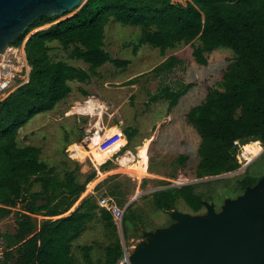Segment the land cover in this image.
Returning <instances> with one entry per match:
<instances>
[{"label":"trees","instance_id":"16d2710c","mask_svg":"<svg viewBox=\"0 0 264 264\" xmlns=\"http://www.w3.org/2000/svg\"><path fill=\"white\" fill-rule=\"evenodd\" d=\"M58 18L59 15L38 17L9 45L20 46L32 30L50 24L32 32L24 43L30 66L28 80L0 100V220L14 208L20 209L15 212L14 232L0 234L3 245L0 264H7L13 258L16 264H68L72 242L83 233L96 210L101 212L105 225L116 232L112 216L92 197L82 199L70 215L44 219L39 225L31 215L64 214L86 190L87 184L97 178V171L114 168L109 158L98 169L92 167L85 173L74 162L73 167L66 165L60 174L57 167L41 158L39 146L19 145L21 128L37 114L52 111L66 98L71 92L70 82H86L90 77L82 68L53 60L50 51L54 42L61 45L70 59L86 63L90 72L105 63L125 67L129 62L112 57L104 47L105 26L111 20L140 29L134 50L148 44L164 53L182 44H191L195 60L205 65L206 54L219 47L229 49L232 57L220 81L208 87L204 99L186 114V121L201 140L197 150L199 159L191 175L200 179L234 171L240 166L235 155L239 144L250 142L245 148L253 142L264 144V0H184V3L86 0L72 15L55 22ZM196 40L198 44H194ZM178 61L171 55L151 71L154 74L170 71ZM134 78L127 80L128 84H134ZM191 86L187 84L177 92L164 87L161 95L169 100L168 109L176 106ZM134 135V130L124 129L120 134L121 143L114 151L121 147L112 156L127 149ZM187 160L182 154L178 164L183 166ZM253 182L254 179L244 177L239 185L244 189ZM194 186L188 183L155 191L153 202L169 211L168 201L182 198L197 213L202 207V198ZM119 188L115 185L109 195L117 199L121 193ZM117 202L122 204L118 199ZM129 210L128 206L122 218L124 231L129 221L136 220ZM92 248L93 245L82 246L86 254ZM104 254V264H117L122 255L118 237L104 247ZM70 263L73 264L71 260Z\"/></svg>","mask_w":264,"mask_h":264},{"label":"rangeland","instance_id":"374dc122","mask_svg":"<svg viewBox=\"0 0 264 264\" xmlns=\"http://www.w3.org/2000/svg\"><path fill=\"white\" fill-rule=\"evenodd\" d=\"M179 1L184 3V0ZM74 11L61 16L55 22L72 15ZM49 25L35 28L20 46L7 50L6 53L3 52L5 56L12 58L17 68L15 67L16 76L12 85L0 93V100L28 80L30 66L27 64L24 52L25 40L32 32ZM139 34L138 27L109 21L105 26L104 47L112 57L127 59L129 62L125 67L105 63L95 72H90L88 65L83 61L70 59L61 45L54 42L50 51L53 60H61L82 68L89 72L90 77L86 82H70L71 92L67 97L52 111L34 116L19 130L18 135L19 145L39 146L42 149L41 158L57 167L60 174L64 173L66 165L73 167L74 162L79 163L81 172L84 173L90 171L92 167L96 168L95 164L98 167L101 163L96 162V155L91 152L96 144L93 142L96 134L104 142L113 135L112 133L119 136V140L115 139L110 143L111 145H103L106 152L108 151L103 162L111 158L114 167L106 173L103 184L106 191L103 193L109 194L115 185H119L121 193L117 199L122 204H118L117 199L113 198L120 207L124 208L125 213L129 206V211L136 219L134 222H128L125 231L122 220L114 222L117 227L116 235H119L120 242L126 248L133 247L143 231H151L171 224L169 211L157 207L153 202L155 191L178 187L179 182L192 183L202 201L213 202L218 209L225 198H234L242 192L243 189L239 185L241 179L249 177L255 181L256 176L264 172V144L261 141H259L261 145L253 142L245 148L250 143L248 142L239 144L235 151L240 165L237 169L214 177H203L200 178L202 180L193 182L197 178L191 174L199 159L197 150L201 140L195 128L186 121V114L192 106L204 99L208 87H214L220 81L232 54L229 49L219 47L206 54L207 64L203 65L195 60L191 44H182L164 53L148 44H143L134 50ZM194 44H198V40ZM171 55H175L179 61L170 71L159 74L151 71ZM133 77H136L134 84H128L127 80ZM187 84L192 86L179 98L176 106L168 109L169 100L163 99L162 89L168 87L171 92H177L183 90ZM90 97L104 104L102 114L89 115L75 112L76 105L82 104ZM128 128L135 131L134 137L126 146L127 149L118 151L112 156L121 147L114 151L121 143V132ZM96 130L100 133L94 134L90 148L89 137ZM80 135L82 139H79ZM101 143L103 142L100 141ZM126 151L135 158L144 157V170L149 174L140 178L129 174L131 170L128 165L132 164V161L127 166H120L118 157ZM182 154L186 155L188 160L180 166L178 161ZM99 196L95 199L96 204ZM173 203L178 211L194 214L191 205L182 198H176ZM19 210L18 207L14 208L10 215L0 220V234L14 232L15 212ZM204 211L205 208L202 206L197 213ZM93 225L98 232L95 233L97 237L95 235L92 237L96 244L90 254L96 259L104 254L105 245L114 241L116 237L111 229L101 228L99 222H94ZM86 236L87 231L74 242L86 244ZM1 241L0 237V243ZM2 252L3 245L0 244V255ZM10 261L16 264L15 258Z\"/></svg>","mask_w":264,"mask_h":264},{"label":"water","instance_id":"95a60500","mask_svg":"<svg viewBox=\"0 0 264 264\" xmlns=\"http://www.w3.org/2000/svg\"><path fill=\"white\" fill-rule=\"evenodd\" d=\"M85 1L0 0V53L38 17H61ZM202 205V213H184L169 200L171 224L143 231L128 250L130 264H264V175L219 211Z\"/></svg>","mask_w":264,"mask_h":264},{"label":"crops","instance_id":"0c3cea01","mask_svg":"<svg viewBox=\"0 0 264 264\" xmlns=\"http://www.w3.org/2000/svg\"><path fill=\"white\" fill-rule=\"evenodd\" d=\"M112 134H114V133H112ZM91 152H93V151H91ZM101 163H103V161ZM95 166L98 169L96 164H95ZM97 173H98L97 178H95L94 180H92L91 182H89L87 184L86 190L81 194V196L74 203V205L67 212H65L64 214L59 215V216H42V215H37V214H31L32 217H34L36 219L37 224L39 225L42 222V220H44V219L54 220V219H57V218L62 217V216L70 215V213L72 211H74L80 205L81 200L84 199V198L92 197L93 200L95 201L96 197H98L100 194H102V195L103 194H107V193H103V192L106 191V189L104 188L105 186L103 184L105 183V179L104 178H106V176H107L106 175L107 171L106 172L97 171ZM179 183H181V182H179ZM181 185H183V183ZM107 195H109V194H107ZM100 213L101 212L96 210V214L93 215V219L85 224V229H84L83 233L87 231V236H86L87 237V240H86L87 243L86 244H81L79 242L78 243L74 242L75 240L77 241V239L79 237H81V235L83 233L72 242V244L70 246V249H69L68 264H71L70 260H71V262H73V264H104V262H105V254L99 255V257H96V259H93L91 254H86L85 251L82 249V246H86V245H93L94 246V244H96V242L93 240L94 238H92L94 235L96 236L97 234H95V233L98 232L97 230L94 229V225H93L94 222H99L101 224V228L103 227V229L105 227L107 229H111V227H107L105 225L104 221L101 218V214ZM111 231L113 232V235H114V233L116 235L117 229H116V232L114 230H112V229H111ZM88 235H90V236H88ZM115 237H118V239L120 241L119 235L118 236L116 235ZM137 239H140V238L137 237ZM120 244L122 246V253H123V251H124V249L126 247L121 242H120ZM103 250H104V248H103Z\"/></svg>","mask_w":264,"mask_h":264},{"label":"bare ground","instance_id":"6f19581e","mask_svg":"<svg viewBox=\"0 0 264 264\" xmlns=\"http://www.w3.org/2000/svg\"><path fill=\"white\" fill-rule=\"evenodd\" d=\"M23 63H24V61H23ZM72 110H74V109H72ZM103 110H104V104L102 102L92 98V97L85 100L82 104H80V103L77 104L75 107V112H78L81 114H89V115H96V114L101 115ZM103 137L105 138V136H103ZM115 139L119 140V136L116 133H114L112 136H110L109 139H106L105 142L103 141V139L101 140V137L99 135L96 134V136L93 139V142L96 144H94V146H93L94 148L92 150L94 152V154L96 155V159H95L96 162L101 163L105 159V157L107 156L108 151L106 152V148H104L103 145L107 146L111 142H113ZM100 141L103 143L100 144ZM131 161L133 163L129 164V162H131ZM118 163L120 164V166L122 165V167L127 166L129 164L128 166H129V169L131 170V171L129 170L130 171L129 174L133 175L136 178H140L144 175L149 174L147 171L144 170V164H145L144 157L135 158V156L133 154H131L129 151H126L123 155L118 157Z\"/></svg>","mask_w":264,"mask_h":264},{"label":"built area","instance_id":"2783aa9c","mask_svg":"<svg viewBox=\"0 0 264 264\" xmlns=\"http://www.w3.org/2000/svg\"><path fill=\"white\" fill-rule=\"evenodd\" d=\"M12 47H7L3 52H7V50H12ZM0 53V93L10 88L12 85L14 78L16 76V64L12 61V58L5 56V54ZM95 133H100L99 131H95L92 136L89 137L90 140V148L92 143V138ZM97 204L104 208L111 216L113 221L121 222L124 215V208L120 207L115 199L107 194H103L99 196ZM130 248H125L121 257L118 259L117 264H130L128 259V250Z\"/></svg>","mask_w":264,"mask_h":264},{"label":"flooded vegetation","instance_id":"af4514ba","mask_svg":"<svg viewBox=\"0 0 264 264\" xmlns=\"http://www.w3.org/2000/svg\"><path fill=\"white\" fill-rule=\"evenodd\" d=\"M264 175V172L260 175V176H256L257 178H256V180L252 183V184H248V185H253L254 183H256L257 182V180L261 177V176H263ZM248 185H246V186H248ZM244 190V189H243ZM242 190V191H243ZM236 197V196H235ZM224 201V200H223ZM223 201H222V203H223ZM222 205V204H221ZM221 205L218 207V209H217V207H216V205L214 204V206H215V209L217 210V211H219L220 209H221ZM203 206V205H202ZM204 207V206H203ZM205 208V207H204ZM202 213V212H201ZM7 264H12L11 263V261L9 260L8 261V263Z\"/></svg>","mask_w":264,"mask_h":264}]
</instances>
